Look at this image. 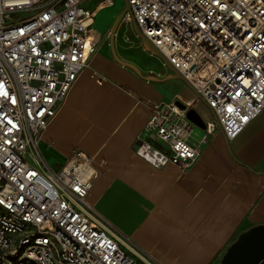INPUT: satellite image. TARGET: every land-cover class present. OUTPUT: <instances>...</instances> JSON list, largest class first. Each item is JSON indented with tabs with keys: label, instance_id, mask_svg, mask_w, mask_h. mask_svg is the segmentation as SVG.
Wrapping results in <instances>:
<instances>
[{
	"label": "built area",
	"instance_id": "1",
	"mask_svg": "<svg viewBox=\"0 0 264 264\" xmlns=\"http://www.w3.org/2000/svg\"><path fill=\"white\" fill-rule=\"evenodd\" d=\"M89 1L0 0V264H139L88 200L94 157L76 150L53 167L40 150L101 47L91 36L100 6ZM128 5L126 17L212 112L193 143V107L174 97L152 110L138 138L135 152L151 165L186 171L217 126L233 140L264 110V0Z\"/></svg>",
	"mask_w": 264,
	"mask_h": 264
},
{
	"label": "crops",
	"instance_id": "2",
	"mask_svg": "<svg viewBox=\"0 0 264 264\" xmlns=\"http://www.w3.org/2000/svg\"><path fill=\"white\" fill-rule=\"evenodd\" d=\"M103 2L90 0L87 8L112 7ZM113 22L94 38L101 47L44 131L41 153L53 167L76 150L94 157L99 176L88 200L122 245L139 253V263L144 256L156 264H221L242 232L264 224V110L233 140L217 126L188 170L154 167L135 147L155 107L178 97L204 122L212 112L173 68L134 41L128 21L112 37ZM113 47L137 71L115 60Z\"/></svg>",
	"mask_w": 264,
	"mask_h": 264
},
{
	"label": "water",
	"instance_id": "3",
	"mask_svg": "<svg viewBox=\"0 0 264 264\" xmlns=\"http://www.w3.org/2000/svg\"><path fill=\"white\" fill-rule=\"evenodd\" d=\"M125 4L126 6L124 10L115 19L114 24L111 27L110 34L112 35V37L116 32L118 26L126 18L127 13H130L128 0H125ZM131 26L135 34L141 40L144 48L152 54H155L156 56L162 58L166 62L167 66L172 69V66L167 62L166 58L156 49V47L152 45V43L139 30L137 23L132 15ZM111 44H113V41ZM113 56L115 60H117L123 66L133 68L137 71V68L133 64L122 61L117 56L114 47ZM176 76L180 79H183L182 76L178 73L176 74ZM187 117L195 126L201 129L205 128L203 118L194 108H191L188 111ZM221 264H264V224L253 226L248 230L242 232L238 236V238L227 248L225 254L221 259Z\"/></svg>",
	"mask_w": 264,
	"mask_h": 264
},
{
	"label": "rangeland",
	"instance_id": "4",
	"mask_svg": "<svg viewBox=\"0 0 264 264\" xmlns=\"http://www.w3.org/2000/svg\"><path fill=\"white\" fill-rule=\"evenodd\" d=\"M113 1H114V6L105 7L96 14V16L94 18V25L91 28V36L93 38H95L99 34V32L103 31V29H104V27L107 24L109 19L111 21L112 20L115 21V19L119 16V14L124 10V8L126 6L125 0H113ZM125 21H128V25H127L128 32H130L134 41L139 42L140 39L135 34V32L131 26V18L126 17ZM113 24H114V22H113ZM113 24H112V26H113ZM133 53H134V55H136V57L141 56V54L138 51H133ZM204 133L205 132L201 128L195 126L192 133H191V142L197 143L199 141V139L204 135ZM139 264H142V263H139Z\"/></svg>",
	"mask_w": 264,
	"mask_h": 264
},
{
	"label": "bare ground",
	"instance_id": "5",
	"mask_svg": "<svg viewBox=\"0 0 264 264\" xmlns=\"http://www.w3.org/2000/svg\"><path fill=\"white\" fill-rule=\"evenodd\" d=\"M106 4H107V5L110 4V1H108ZM104 5H105V4H104Z\"/></svg>",
	"mask_w": 264,
	"mask_h": 264
}]
</instances>
